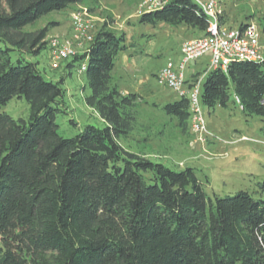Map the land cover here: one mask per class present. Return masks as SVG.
Masks as SVG:
<instances>
[{"label": "trees", "instance_id": "trees-1", "mask_svg": "<svg viewBox=\"0 0 264 264\" xmlns=\"http://www.w3.org/2000/svg\"><path fill=\"white\" fill-rule=\"evenodd\" d=\"M84 1L0 0V108L14 97L30 107L27 119L0 111V264H264V181L256 194L212 198L193 167L174 170L121 145L140 96L112 84L118 57L134 43L108 23L68 63L70 73L86 63L85 103L105 125L60 135L64 78L47 80L27 58L48 47L56 23L26 27ZM137 21L186 26L199 37L210 24L196 0H169ZM204 56L188 66L186 80L192 87L202 77L201 103L226 107L234 96L246 114L264 118V61L235 60L223 70L210 69L209 57L200 72ZM177 96L162 109L186 128L190 97Z\"/></svg>", "mask_w": 264, "mask_h": 264}, {"label": "rangeland", "instance_id": "rangeland-1", "mask_svg": "<svg viewBox=\"0 0 264 264\" xmlns=\"http://www.w3.org/2000/svg\"><path fill=\"white\" fill-rule=\"evenodd\" d=\"M147 7L145 0H85L66 10L50 13L26 27L27 31H35L51 22L56 23L47 37L48 47L39 55L27 58L39 62V69L47 80L64 78L62 87L67 108L56 118L60 135L72 137L87 125H105L85 103V96L91 93V89L85 74L80 72L83 62L77 64L72 73L68 63L74 55L83 54L97 32L108 23L117 34L126 33L128 44L134 43L123 54L139 56L142 62L137 70L132 71L130 67L121 66L123 55L116 61L112 84L124 94L136 92L140 96L131 108L135 116L132 134L129 138L120 139L121 145L174 170L193 167L212 198L233 195L240 190L256 194L258 183L264 181V118L246 114L233 101L234 96L226 107L217 105L209 109L201 103L210 134L205 137L192 130L191 122L183 128L175 116L165 113L162 107L178 96L160 83L155 73L169 59H180L183 44L201 35L186 26L139 23L137 18ZM219 9L221 14H225L223 26L226 28L240 29L242 24H254L264 53V1L223 0ZM55 41L61 45L70 44L74 52L71 57L60 60L57 66H54L51 52ZM12 57L15 61L18 54L13 53ZM209 57L210 54H206L196 69L203 72ZM0 111L15 119H27L30 107L25 98L14 97Z\"/></svg>", "mask_w": 264, "mask_h": 264}, {"label": "built area", "instance_id": "built-area-1", "mask_svg": "<svg viewBox=\"0 0 264 264\" xmlns=\"http://www.w3.org/2000/svg\"><path fill=\"white\" fill-rule=\"evenodd\" d=\"M160 1L161 3H159ZM196 1L210 18L208 34L185 42L181 47L180 59H169L159 70L157 78L160 83L168 86L179 96L187 94L190 97L192 130L206 137L210 134L206 128L200 100L202 77L192 87H189L186 83L188 66L202 56L210 54L209 68L226 70L229 64L235 60L264 61V53L261 52L259 35L254 24H248L244 30L226 28L220 24L219 4L223 0ZM145 3L148 5V9H145L147 11L161 7L166 2L145 0ZM51 52L55 60L54 66H57L60 60L74 54L70 44L61 45L57 41L53 43ZM85 69L86 63H83L80 72Z\"/></svg>", "mask_w": 264, "mask_h": 264}, {"label": "crops", "instance_id": "crops-1", "mask_svg": "<svg viewBox=\"0 0 264 264\" xmlns=\"http://www.w3.org/2000/svg\"><path fill=\"white\" fill-rule=\"evenodd\" d=\"M122 55L123 56L121 58V66L123 68H126L127 69V67H128V69H129V67H130V68H132V71H134V70H137L139 68L138 65L140 63H142L140 61V59H139L140 58L139 56H130V54H128V55L122 54ZM136 67H137V69H136ZM115 69H116V67H115ZM140 82H141V80H140Z\"/></svg>", "mask_w": 264, "mask_h": 264}]
</instances>
